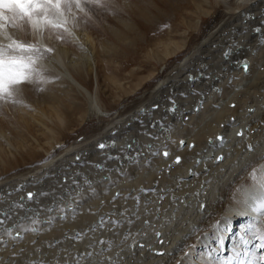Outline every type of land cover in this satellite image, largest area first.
I'll list each match as a JSON object with an SVG mask.
<instances>
[{
  "label": "bare ground",
  "instance_id": "6f19581e",
  "mask_svg": "<svg viewBox=\"0 0 264 264\" xmlns=\"http://www.w3.org/2000/svg\"><path fill=\"white\" fill-rule=\"evenodd\" d=\"M211 2L212 10L201 7L197 20L199 24L209 15L210 24L190 50L146 90L148 95L136 98L134 105L125 104L130 107H117L110 116L107 107L103 110L102 94L110 95L112 102L116 93L125 92V83H117L120 79L105 63L114 62L115 45L95 35L89 18L77 16L75 25L68 26L71 35L62 34V40L47 32L41 40L27 27L23 32L9 29L25 42L54 52L38 62L47 84H22L17 96L21 104L0 103V150L21 157L0 160V214L6 213L5 221L17 212L26 219L1 224L0 264H219L220 257L231 255L247 226L260 218L252 205L258 194L253 174L264 176V0ZM180 43L171 38L156 46L169 59L183 48ZM148 50L161 59L154 46ZM105 79L120 89L107 90ZM54 88L81 95L87 110L102 116L89 133L61 150L64 141L52 140L77 116L68 106L62 112ZM54 114L63 123L58 132L49 124ZM11 115L34 129L31 153L19 151L26 144L13 135L17 129ZM242 130L244 136H238ZM219 134L227 140L223 148L215 146ZM50 141L55 144L47 150ZM101 143L104 149L98 147ZM250 144L253 151H248ZM165 149L171 153L167 159L162 155ZM157 152L161 154L153 155ZM33 153L38 157L24 156ZM177 156L180 164H175ZM220 156L224 159L217 163L214 158ZM105 163L123 168L104 176ZM90 175L98 185L87 189L93 195L89 200L75 203L71 197L73 202L53 207L49 194L44 196L54 192L52 183L88 184ZM29 192L35 194L32 200L27 199ZM258 243L253 241L248 249L264 256V249L254 247Z\"/></svg>",
  "mask_w": 264,
  "mask_h": 264
},
{
  "label": "rangeland",
  "instance_id": "374dc122",
  "mask_svg": "<svg viewBox=\"0 0 264 264\" xmlns=\"http://www.w3.org/2000/svg\"><path fill=\"white\" fill-rule=\"evenodd\" d=\"M211 3H212L211 0H115L114 5L107 7V8H86L85 12L87 14L77 12L78 17L82 16L86 19L89 18L92 21V22L90 21L91 25H92L91 28L93 29V32L95 33V35L97 37L104 39V41H112V43L115 45L111 48V50L116 51L114 53L117 54V55L115 54L114 62L108 63V64H107V62H105V63H106L107 68H109V72L112 74V76L114 75L115 77L120 79L117 83H121L124 80L125 84H124L123 89L125 90V92L120 91L119 93H116L115 94L116 98L115 97L112 98L113 99L112 102H110L111 100H109L110 95L108 96L107 94H104V93L102 94V96L103 95L104 96H103V98L101 96V98L105 104L102 102L103 103L102 106H104V108L101 105L100 106H101V108H103V110L106 109V107H107L106 110H107V114L109 116L111 114H114V111L116 113L117 107L120 106L119 109L121 107H126V108L130 107L132 105L131 102L134 105L137 102L138 97L140 99L142 96L144 97V96H146V94L148 95L151 87H153L155 85V83L158 82L159 79L163 77L162 75H164L165 71L174 62L179 61L187 53V51L190 50V48L193 46V44H195L196 40H198L200 35L204 32L205 28H207V26L210 24V19H209L210 16L209 15L203 16L202 19L200 20L201 22H199V24L197 23V20L200 17L199 14H201V12H200L201 7H204L205 9L210 8L212 10V7L210 5ZM125 19H127L130 22V24H127L128 21L127 20L125 21ZM123 21H125V22H123ZM108 25H111L113 27L112 31H110V29H108L109 28ZM197 27H199L198 31H197ZM201 28H203V30ZM193 30H195V31H193ZM113 33H114V35H113ZM115 33H117V34L115 35ZM109 35H111L112 39L110 38ZM171 38L172 39L174 38V40H178L179 42H181L180 45L181 46L183 45V48L181 47V50H180V52H178L177 55L168 59V57H166L165 55H163V53L160 52L161 48L157 49L156 45H158V43H160L162 41L166 42V41H168V39L170 40ZM153 46H154V51L160 53L159 55L161 57V59H160L161 61L156 60L157 57H155V56H153V57L150 56V54H149L150 50H148V49L153 48ZM114 53H112V54H114ZM107 57H109V56H107ZM101 59H102V56H101ZM104 59H105V57H104ZM107 59H109V58H107ZM164 68H166V69L164 70ZM163 70H164V72H163ZM109 79H105L106 83L104 82L103 87L107 88V90H116V88L119 90L120 88H118V85L116 83H112ZM58 86H62V85H58ZM63 86H65V85H63ZM108 86H110V87H108ZM148 88H149V91H146V90H148ZM54 90H55V88H54ZM54 90L52 89L51 91L53 92L54 97L57 96L55 99L58 100V98L61 97L60 103L63 104V106L60 104V109L62 108L61 109L62 112L65 111V108H66L65 106H68L72 110L75 111V113H76L75 115L77 116L75 121L73 123L69 124L66 129H64L63 131H62V129L59 130V132L62 131V133L60 134V136L57 139L52 140V141H54V140L55 141H57V140L64 141V144L60 148H58L59 150H61V148L66 147V145H68L69 143L72 144L73 142H75L76 139L82 138L83 135H86L87 133H89V131L92 130L93 126H96V124L102 118V116L99 117V115H101V114H95L94 112L88 111L86 108V103L84 101V98H82L81 95H78L76 97V96H74L73 91H70V90H68L67 93H65L66 91L58 92L57 89L54 92ZM70 92H71V94H70ZM141 93L145 94V95H142ZM75 95H77V94H75ZM106 96H107V98H105ZM72 98L73 99L75 98L78 101H76L74 99V101H75L74 102ZM136 98H137V100H136ZM104 99H105V101H104ZM106 101L109 103L106 104ZM126 103H128V104L130 103L131 105L129 104L130 106H126L125 105ZM110 104H112V105H110ZM108 105H109V108H108ZM111 106H112V108H111ZM52 117L53 118L49 120L50 123L49 122L48 123L50 124L51 127H54L53 128L54 130H56L58 132V129L63 127V123L60 122V120L58 118H57L58 120L54 118V117H56L55 114ZM103 118H105V117H103ZM10 119H11V121L16 122V123H14V124H16L14 126H16L17 131H14L13 135L18 136L17 140H19V141H17V142L18 143H24L23 141H25V144H26V148L22 149V147H23L22 146V147H20L19 151H21L22 154L24 152L25 153H31L32 150H31L30 146L35 141L34 140V138H35L34 129L31 126H28L29 127V129H28L26 123L22 119L20 120L19 117H14L11 115ZM55 120H57V122ZM95 120H97V121H95ZM52 121H53V124H52ZM20 122H21V125H20ZM24 128H25V130H24ZM29 134H30V136H29ZM80 135H81V137H79ZM45 136L46 135H43V137H42L43 140L46 139ZM52 141H50V143L46 146V149L48 148L47 150L54 147L55 142H52ZM25 149H27V150H25ZM7 150L8 149L0 150V160H2V159H5L7 161L10 159L15 160L17 158V155L15 158V157H13V155H11L9 152H7ZM33 154H34V156L30 155V154H27V156L26 155H24V156L25 157H31V158L32 157H36V158L38 157V156H36L35 153H33ZM18 157L19 158H17V159L21 160L20 159L21 157L19 155H18ZM43 157H46V156H43ZM29 160H30V158H29ZM0 163H1V161H0ZM10 163H13V162L10 161ZM108 163L110 164L109 161H108ZM108 163L103 164V167H105V168H103L101 170V173L103 172L104 174L106 171H108V172H106L107 174H105V175L102 173L104 176H108L111 173H112L111 175L113 176V174L116 172L115 168H118V170H117V172H118L122 167V166H118L117 164H113V163H111V165H109ZM112 164H113V167H112ZM21 165H23V164H20L18 166H21ZM106 166H108L110 168H108ZM113 168L115 169L114 171H113ZM2 169H4L3 166H1V170ZM110 170H112V171L109 172ZM125 177L128 180V177L127 176H125ZM126 178L121 179V178L117 177L116 180L121 179V182H122V181L126 180ZM90 179L92 180V182H90L91 180L88 179V181L90 182V183L88 182V184H86L84 182H77L75 184V182H74L73 183L74 185H72L71 183L66 182V180L64 182L62 181L63 184H61V185L59 184L60 182H58V184L52 183L53 184L52 188L55 187L53 189H54V192L56 191V194L54 192H52V193L48 192V193H44V196H47L49 194L48 196L52 198L49 200L50 201L49 203L53 204V207L54 206L59 207L60 203H61V205H60V207H61L62 204L66 201H72L73 200L75 203H77L78 201L83 202L87 199L89 200V197H87V196L92 195V193H90V191H88L87 189L92 188V185L93 186L98 185V183L95 182V178L93 177V175H90ZM83 184L86 185V186L84 185V189H82ZM56 186L59 187L58 190H56L57 189ZM60 186H63L62 187L63 189ZM71 186H72V188H71ZM78 186L80 187V191H81L80 193L83 194L82 195L83 199L78 198L80 196V193L78 191L79 190ZM60 190H61V193L59 192ZM67 191H68V193H67ZM69 191L72 193H70ZM77 192L79 193V195L78 194H77L78 196L76 195L77 196V200H76V198L74 196ZM71 197H73V198H71ZM63 198H65V199H63ZM55 202H57V203H55ZM57 207H55V208H57ZM5 214H6L5 212H1L0 220H1V218H2V220H4L3 217L5 216ZM12 214L14 216L8 214L7 218L10 220H13L14 222L26 220L23 217L22 218L24 220L22 218H20L21 216L18 215L19 214L18 212L15 213L17 216L14 213H12ZM6 221L4 220V223H6ZM0 227H1V224H0Z\"/></svg>",
  "mask_w": 264,
  "mask_h": 264
},
{
  "label": "snow or ice",
  "instance_id": "6c2138e0",
  "mask_svg": "<svg viewBox=\"0 0 264 264\" xmlns=\"http://www.w3.org/2000/svg\"><path fill=\"white\" fill-rule=\"evenodd\" d=\"M114 2L115 0H0V103L21 104L22 101L17 99V96L20 92L19 86L22 84H47L49 81L38 67V62L54 52L53 48L43 44L25 42L11 34L9 29L23 32L27 27L33 37H39L41 40L46 32L55 33L56 38L62 40V34L71 35L68 26L70 23L75 25L78 20L77 12L84 13L86 8H107L113 6ZM256 31L259 32L260 29ZM3 41H7V43ZM243 67L246 71L247 63ZM172 110L175 111L174 108ZM249 111L254 110L249 109ZM237 135L244 136V131L242 130ZM209 143H213V141L210 140ZM226 144L227 140L224 136L216 137L215 146L217 148H223ZM180 145L184 147L185 142L181 140ZM98 147L104 149L106 145L101 143ZM188 147H195V145H188ZM247 147L248 151L254 150L251 144ZM160 154L159 152L153 153V155ZM162 155L167 159L171 153L165 149ZM214 159L219 163L224 157L220 156ZM181 161L182 158L177 156L175 164H180ZM253 179L258 180V194L254 197L252 211L260 214V218L257 222L247 226L240 236L239 245L234 243L230 250L231 255L220 257L219 264H264V256H257L256 252L248 249L253 241H259L254 245L255 248L264 249V176L257 178L254 173ZM34 195L29 192L27 199L32 200ZM244 195L248 194L244 193ZM136 199L139 201V197ZM200 207L202 208L204 205H200ZM3 223L4 221L0 220V224ZM9 234H11L10 231ZM156 235L159 236L160 233ZM101 243H105V241H101ZM107 243L111 244V242ZM223 243L221 239L220 252L224 251ZM139 247L143 250L145 245L141 244ZM155 255L163 256L165 253L156 252Z\"/></svg>",
  "mask_w": 264,
  "mask_h": 264
},
{
  "label": "water",
  "instance_id": "95a60500",
  "mask_svg": "<svg viewBox=\"0 0 264 264\" xmlns=\"http://www.w3.org/2000/svg\"><path fill=\"white\" fill-rule=\"evenodd\" d=\"M244 63H247V65H249L247 61H245ZM200 102H201V101H200ZM200 102L198 101V103L196 104V106H195L196 109H199V103H200ZM218 136H221V134H219Z\"/></svg>",
  "mask_w": 264,
  "mask_h": 264
}]
</instances>
